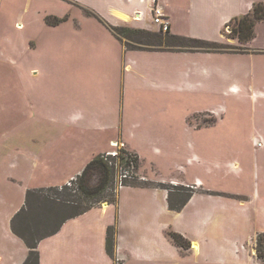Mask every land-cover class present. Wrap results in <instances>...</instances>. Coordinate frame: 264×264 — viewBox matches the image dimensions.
Instances as JSON below:
<instances>
[{
	"label": "rangeland",
	"instance_id": "rangeland-1",
	"mask_svg": "<svg viewBox=\"0 0 264 264\" xmlns=\"http://www.w3.org/2000/svg\"><path fill=\"white\" fill-rule=\"evenodd\" d=\"M111 3L0 0V222L4 211L23 205L29 217L21 230L28 241L52 232L85 203L47 200H56L51 188L64 185L95 150H127L123 140L141 158L142 172L129 170L138 181L146 176L165 185L175 206L189 191L174 187L200 194L187 212L162 220L171 226L167 239L180 233L202 243L199 254L190 244L166 260L127 264H261L256 250L261 235L264 257V24L255 40L241 44L218 13L192 24L183 19L174 34L154 24L157 1L144 29L135 23L142 21L139 15L132 17L135 22L106 21ZM88 12L108 25L165 38L160 44L142 34H124L123 44L136 48L129 51L120 43L125 51ZM168 33L218 43L223 53L179 51ZM51 116H80L85 127L63 133L52 126ZM96 120L116 129H98ZM30 134L40 143L33 144ZM111 141L118 147L111 148ZM75 157L81 164L73 163ZM122 170L116 166L115 190ZM24 189L44 190L27 205ZM143 199L122 193L129 214ZM194 210L210 213L213 221L204 225ZM218 223L232 228L223 232ZM212 239L232 247L233 253L222 257L233 260L218 258Z\"/></svg>",
	"mask_w": 264,
	"mask_h": 264
},
{
	"label": "crops",
	"instance_id": "crops-1",
	"mask_svg": "<svg viewBox=\"0 0 264 264\" xmlns=\"http://www.w3.org/2000/svg\"><path fill=\"white\" fill-rule=\"evenodd\" d=\"M156 1L164 14L168 17L170 31L171 33L174 32V34L179 33V31H177V25L183 19L186 23L189 22L192 24L195 21L200 22L204 20V18L211 15L214 16L218 13L221 17L223 26H225L233 18L248 14L255 3L264 2V0H112V3L109 5V14H111V16L108 20L106 18L104 19L113 24H116L119 21L128 20L135 22L132 17L139 15L141 16L142 21H136L135 23L142 29L148 28L146 19L149 17L152 4H156ZM79 2L82 3L81 1ZM224 11H226V13H223ZM263 24L264 22H261L256 26V32L258 26ZM21 28L22 27L20 26V29ZM116 41L120 44L117 39ZM122 48L124 49L123 46ZM81 119L82 117L80 116H51L49 118L52 126L58 128V130H62V132L63 130L69 132L70 129L80 130L82 129V126L85 127V125L81 124ZM96 121L95 127L98 129H116L112 123L102 124L98 120ZM54 132L56 131H53V134H56ZM59 133L60 131L57 132L58 135ZM30 135L33 138V144L40 143V140L37 139L38 136ZM48 136L54 138V135ZM52 138L50 140L54 141ZM120 142L123 143L128 151L138 154L135 150H131L128 144L123 140ZM115 143L118 142L111 141V148H113L112 146ZM260 148L263 149L264 144H261ZM110 150L111 149H108L100 153H98V149L95 150L92 157L83 162L80 167L81 169H79L75 175H71L69 179L65 181L64 185L69 184L72 180L77 178L88 163H90L96 156L107 154L111 152ZM193 157L194 159H199L198 155H194ZM73 163L81 164L80 159L77 157L73 159ZM139 171L140 173L142 172L141 168ZM142 177L143 180L149 181L146 176ZM9 180L14 181L10 178ZM28 191L29 190H23L26 195ZM123 191H131L138 197L144 198L136 205L137 209L135 213L130 212L129 214L126 208L123 207ZM199 195V193H195L182 211L173 212L169 209L168 193L163 189L155 187L122 188L120 190L117 205L105 203L97 206L79 217L66 221L58 233L40 241L37 248L39 253V263L127 264L129 261L144 263L153 260H166L170 258V256L172 257L174 250L181 249L174 244L172 239H167V229L171 228V226H168L166 221H163L162 219L166 217V215L174 218L181 216L187 212L190 204H193L198 199ZM1 201L5 207L7 204L6 199L1 198ZM22 206L13 208V210L8 213L7 211L2 213V222H0V264H25L29 256V249L26 244L17 237L12 230V220L22 209ZM192 214L200 217V222L204 225L212 222L214 218L210 213L198 212L195 210ZM216 222L217 220L214 221L215 225ZM217 225L223 232L225 231V228H232L230 223L229 227L221 223H218ZM114 226L117 229L116 260H113L107 253V232L110 227ZM180 235L183 236V234ZM183 237L185 238V236ZM130 238H135V242L130 241ZM211 241L212 245L218 251V258L222 259V254L224 253H233L232 247L225 249L223 246L216 245L213 242V239ZM190 244L191 251H195L196 254L201 252V242L193 240L190 241ZM227 258L232 259L231 256H225L223 259Z\"/></svg>",
	"mask_w": 264,
	"mask_h": 264
},
{
	"label": "trees",
	"instance_id": "trees-1",
	"mask_svg": "<svg viewBox=\"0 0 264 264\" xmlns=\"http://www.w3.org/2000/svg\"><path fill=\"white\" fill-rule=\"evenodd\" d=\"M88 16L97 18L98 21L104 24L106 28L113 34V36L129 51L136 48L128 43L125 45L123 44V38H125L124 34H142L147 36L148 38L155 39L160 44L165 38L164 35L160 33H151L127 27H114L108 25L103 18L93 12L89 13ZM60 22H62V20H58V23ZM261 22H264V2L254 4L252 10L248 14L233 18L229 22V24L226 25V27L231 30L230 33L232 35V39H237L241 44H247L255 39L256 26ZM167 37L175 40L176 43H178L177 50L179 51L223 53L222 45L218 43H210L204 40L174 36L169 33ZM118 152L119 153L117 158H113L111 156H108L107 154H100L96 156L90 163H88L82 173L70 182V185H65L61 187V189L60 187L51 188V190H54L56 192L57 197L56 200H54L55 198H48L47 200L54 201L55 203H64L65 205L85 203V205L81 206L80 210L77 213L66 219H63L52 232L45 234L44 236H39L37 239H34V241H28L24 236V233H22L21 225H25V220L29 217V209L23 208L17 213V215L12 220V230L14 234L19 237L29 249V256L25 264H40L39 253L37 251L38 244L43 239L58 233V231L66 221L79 217L101 204H118L120 188L117 187L118 189L115 190L116 166L119 165L121 167V165H123V167L127 171L133 169L132 172H139L140 168V158L138 154L124 149H120ZM94 179H96L95 183H93ZM139 181L135 176L130 174V178H127L123 181L122 187H155L169 190L168 188H165V185L162 184H156L154 182L145 181L143 179ZM109 189L114 192L107 195L106 191ZM173 189L180 191L181 189L189 191L186 199L180 205H173L171 197L168 198L169 209L173 212H180L187 205L195 192L193 190H188L189 188L174 187ZM43 190L44 189L29 190L26 195L27 205L28 202L31 201L32 197L37 198L38 192H42ZM109 197H111L112 199L108 200ZM171 237L177 247L184 250H189L190 242H188L182 235L174 233L171 235ZM261 237L262 236L260 235L257 239L258 245L256 256L258 260L262 264H264V257L262 256L260 251V247L262 246ZM116 244L117 229L114 226L110 227L107 232V253L113 260H116Z\"/></svg>",
	"mask_w": 264,
	"mask_h": 264
},
{
	"label": "built area",
	"instance_id": "built-area-1",
	"mask_svg": "<svg viewBox=\"0 0 264 264\" xmlns=\"http://www.w3.org/2000/svg\"><path fill=\"white\" fill-rule=\"evenodd\" d=\"M153 21H154V24L157 25L161 31L168 32L170 30V22L168 20V17L164 14L163 10L160 7H156L153 10ZM114 146L118 147L117 143H115ZM118 153H119L118 151L109 152V153H107V155L111 156L113 158H117ZM127 178H130L129 171L122 170L118 176V179H117L118 188H120V189L123 188L122 187L123 181Z\"/></svg>",
	"mask_w": 264,
	"mask_h": 264
}]
</instances>
